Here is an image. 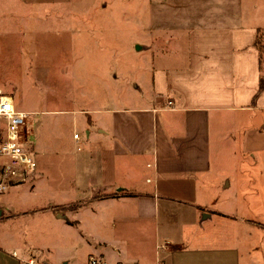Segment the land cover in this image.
<instances>
[{"label": "crops", "instance_id": "obj_1", "mask_svg": "<svg viewBox=\"0 0 264 264\" xmlns=\"http://www.w3.org/2000/svg\"><path fill=\"white\" fill-rule=\"evenodd\" d=\"M81 2L0 0L1 33L13 32L16 18L30 42L19 18L49 19V32L62 25L56 11L70 10L73 42H84V15L106 5ZM139 3L145 18L134 39L172 46L143 53L140 105L26 110L85 117L76 151L62 148L59 165L36 159L35 174L6 190L43 192L50 203L43 237L21 252L47 264H87L90 255L109 264H264V0ZM31 143L45 154L38 139ZM0 206L1 218L15 203ZM163 241L167 250L157 251ZM15 263L0 250V264Z\"/></svg>", "mask_w": 264, "mask_h": 264}, {"label": "rangeland", "instance_id": "obj_2", "mask_svg": "<svg viewBox=\"0 0 264 264\" xmlns=\"http://www.w3.org/2000/svg\"><path fill=\"white\" fill-rule=\"evenodd\" d=\"M118 1L119 3H116ZM109 2L108 11V0L81 2L85 7L97 6L101 10L102 4L106 5L104 14L99 11V14L92 18L89 17L90 13L84 15L86 31L85 40L81 43L73 42L78 23L74 16L76 12L70 10L56 11L53 17L61 20L62 25L59 21L55 22L57 26L54 25L49 32H46V28L52 25L49 19L40 22L19 18L23 20L19 21V25L26 27L27 32L35 38L30 42L19 36L18 28L15 27L16 18L13 20V32L10 27L9 32L5 30L1 33L0 29V87L11 93L17 109L46 111L50 108L89 109L93 105H140L145 98L140 83L143 53L146 50L156 51L157 47L164 48L163 51L166 52L170 51L172 46L166 42L160 45H146L134 39L136 35H140L139 24L145 18L139 0H131V8L124 4L123 0H117L115 4L111 0ZM24 7L26 5L20 3V11ZM109 15H112L110 20ZM89 29H92L93 37L90 36ZM64 33L69 36L63 35ZM108 37L114 38L115 41L110 42ZM132 38L133 41L130 42ZM20 40L25 43L21 44ZM19 47L24 50L22 53L17 50ZM46 104L51 106H45ZM83 116L85 117L81 114L74 116L77 117L76 121L70 113H32L25 133L29 134L26 146L30 147L34 158L41 161V164L46 162L59 165L62 162V148L76 151L77 145L73 141V135L76 133L83 136ZM31 137L38 139L44 155H40L39 151L36 155L35 150L31 148ZM80 147L87 148V145L80 142ZM41 188L43 191V184ZM11 197L15 203L12 214L6 211L0 218V250L10 253L12 249H16L20 256H27L28 254L22 253V248L27 247L26 241L35 240L37 235L43 237L42 228L50 203L46 201L43 192L31 196L27 193L11 194L10 191L0 193V202Z\"/></svg>", "mask_w": 264, "mask_h": 264}, {"label": "built area", "instance_id": "obj_3", "mask_svg": "<svg viewBox=\"0 0 264 264\" xmlns=\"http://www.w3.org/2000/svg\"><path fill=\"white\" fill-rule=\"evenodd\" d=\"M170 105L171 102H168ZM34 112L22 111L16 108L13 96L0 87V193L9 187L26 182L37 170V162L30 147L26 146L28 139L26 126L29 116ZM73 137L78 139V134ZM5 208L0 206V216ZM168 241L156 246L158 250H167ZM10 256L15 264H47L36 256H20L15 250ZM87 264H109L102 255H90ZM156 264H162L156 260Z\"/></svg>", "mask_w": 264, "mask_h": 264}, {"label": "trees", "instance_id": "obj_4", "mask_svg": "<svg viewBox=\"0 0 264 264\" xmlns=\"http://www.w3.org/2000/svg\"><path fill=\"white\" fill-rule=\"evenodd\" d=\"M258 45H260L259 43H258ZM260 50H261V52H262V47L260 46ZM263 82L261 81V84H260V89L263 87Z\"/></svg>", "mask_w": 264, "mask_h": 264}]
</instances>
